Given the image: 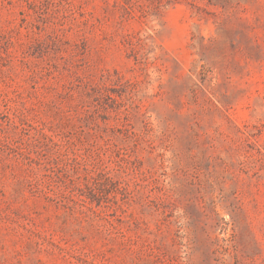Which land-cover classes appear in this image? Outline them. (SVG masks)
Segmentation results:
<instances>
[{
  "label": "rangeland",
  "instance_id": "rangeland-1",
  "mask_svg": "<svg viewBox=\"0 0 264 264\" xmlns=\"http://www.w3.org/2000/svg\"><path fill=\"white\" fill-rule=\"evenodd\" d=\"M0 264H264V0H0Z\"/></svg>",
  "mask_w": 264,
  "mask_h": 264
}]
</instances>
